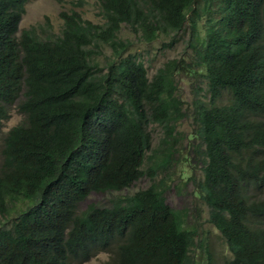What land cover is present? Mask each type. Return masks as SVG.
I'll use <instances>...</instances> for the list:
<instances>
[{"label": "trees", "instance_id": "trees-1", "mask_svg": "<svg viewBox=\"0 0 264 264\" xmlns=\"http://www.w3.org/2000/svg\"><path fill=\"white\" fill-rule=\"evenodd\" d=\"M99 16L64 12L58 32L17 35L19 15L0 13V132L10 107L24 116L1 139L0 264H84L99 254L108 258L96 264H214L208 251L194 253L186 211L168 204V175L121 193L180 162L186 113L175 75L200 69L192 151L203 162L201 142L224 149L192 194L223 236L227 264H264V0H99ZM121 23L145 41L186 42L195 58L169 59L149 77L142 59L123 56ZM104 46L119 58L100 67ZM246 138L254 147L245 160L236 148ZM92 193L114 195L83 208Z\"/></svg>", "mask_w": 264, "mask_h": 264}, {"label": "rangeland", "instance_id": "rangeland-1", "mask_svg": "<svg viewBox=\"0 0 264 264\" xmlns=\"http://www.w3.org/2000/svg\"><path fill=\"white\" fill-rule=\"evenodd\" d=\"M69 7L70 0H29L25 5V14L22 15L19 28L22 30L38 25L44 27L45 24L48 23L53 27V30L56 31L60 28L62 22L59 18V12ZM79 10L84 18L93 22H99V0H86ZM118 36L119 38L130 39L136 42L133 51L137 50L141 52L142 60L148 70L149 76L153 75L157 69L163 67L165 62L170 58L177 57L182 59L186 65H189L195 58L194 52H191L186 42L177 43L175 50L163 48V39L153 42H138L133 31L126 25L122 26ZM102 49V53L97 57L100 62V67H105L109 60L116 62L119 58L109 46H104ZM201 72H203V69H200L199 73L196 74H188L183 70H179L175 75L176 87L174 92H176L183 102L182 110L186 113V116L178 122L177 129L183 132L187 141L191 140L193 129L198 126V123L193 119V110L195 106L192 102L195 99V93L193 92L195 85L204 86ZM250 118L253 120L259 119L256 116H250ZM23 119L24 116L17 111L15 106H12L9 110V118L2 124L0 132V150L2 148L1 139L4 134L12 127L22 123ZM201 146L202 148L204 147V142H201ZM214 146H217L216 142ZM262 161L264 162V159ZM203 167L205 168V162L199 161L194 153L188 150L184 156L180 158L178 164L168 167V171H159L153 178H150L149 175H144L133 182L129 188L123 189L121 193L131 194L139 189H145L152 183H157L165 175H168L170 179L168 178L167 184L170 187L164 192L168 204L174 208L185 210L187 214V225L189 227L196 226L198 244L194 248V253L199 260H202L206 257L208 251L212 256L214 264H226L230 257L229 248L221 233L208 222V207L201 199L196 198L195 195L192 194L193 190H196L200 178L202 177L201 172ZM180 179H182V181H188L186 185L182 186L181 190L176 187ZM113 195V193H92L85 200L83 208L89 204H104L108 206ZM257 195L258 194H254V196ZM263 196L264 195H260V197ZM6 225H8V223H6ZM262 226H264V221ZM107 258L108 255L99 254L96 258L84 264H96Z\"/></svg>", "mask_w": 264, "mask_h": 264}, {"label": "clouds", "instance_id": "clouds-1", "mask_svg": "<svg viewBox=\"0 0 264 264\" xmlns=\"http://www.w3.org/2000/svg\"><path fill=\"white\" fill-rule=\"evenodd\" d=\"M86 0H70V7L65 9V10H61L59 12V18L61 19L62 21V17H63V13L64 12H67V13H71V12H79V14L83 17V15L81 14L80 12V8L81 6L85 3ZM29 2V0H26L22 6H20L19 2L17 0H6L4 3H0V13L3 14L4 16H7V15H12V16H17L19 15V19H18V23H17V31H16V34L17 35H20V33L23 31V30H28V29H36L37 32L39 33V35H41V31L43 29H47V27L49 26L51 28V30L53 32H58L59 29L61 28V25H62V22H61V25H60V28L56 31L53 30V27L46 23L44 27H42L41 25H38V26H31L29 28H26V29H20L19 28V24L22 20V15L25 14V5ZM160 12V10H157L156 11V14L155 16H153L152 14H150V17H149V20L150 21H153V19L156 17L157 13ZM84 18V17H83ZM86 19V18H85ZM89 20V19H88ZM3 34H5V32H7L8 30V27H7V24L3 23ZM123 25H126L128 26L131 30H132V27H130L128 24L126 23H121V28ZM121 30V29H120ZM133 31V30H132ZM120 32V31H119ZM118 32V33H119ZM134 33V31H133ZM135 34V33H134ZM136 36V40L138 42H153L155 40H159V39H163V48H166V49H170V50H175L176 48V45L174 47H169L167 45V38H156L152 41H145L141 38V36L139 34H135ZM117 38L122 40L125 44H126V49L125 51L123 52V56H127V55H133V56H136L138 57V59H142V54L141 52L139 51H133V48L135 47V41L133 40H130V39H122V38H119L118 34H117ZM111 48V47H110ZM175 58V57H173ZM173 58H170V59H173ZM143 61V60H142ZM156 72V71H155ZM149 76V74H148ZM152 76V75H151ZM149 76V77H151ZM263 93V92H262ZM15 106V105H13ZM11 108V107H10ZM10 110V109H9ZM19 112V111H18ZM261 120L264 122V115H262L261 117ZM264 127L260 128L258 131L260 130H263ZM193 139H191L190 141H187L184 143V146L181 150V155H180V158H182L184 156V154L188 151V150H191L192 153H194L192 151V149L194 148V144H193ZM244 144L243 145H239L238 148H236V150L238 151H241L243 154H244V158L245 160L247 159V156L252 152L253 150V141H249V139H245L244 141ZM202 147V146H201ZM203 149L206 151V155H205V158H204V162H205V167L207 166V164H209L213 158H215V155L217 154H221V151L224 149L223 146L221 147V149L218 151V152H214L211 148L210 145H208V142L207 144L204 143V147ZM259 149L260 150H264V144H261L259 146ZM195 155V153H194ZM196 157V155H195ZM259 157L261 158V155L259 154ZM197 158V157H196ZM198 159V158H197ZM264 159V157L261 158V161ZM180 160V159H179ZM263 162V161H262ZM179 163V162H178ZM217 164H218V161H217ZM247 180L250 181V184H256V180L253 179V178H247ZM264 227V226H263ZM227 264V262H226Z\"/></svg>", "mask_w": 264, "mask_h": 264}]
</instances>
